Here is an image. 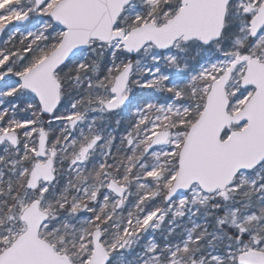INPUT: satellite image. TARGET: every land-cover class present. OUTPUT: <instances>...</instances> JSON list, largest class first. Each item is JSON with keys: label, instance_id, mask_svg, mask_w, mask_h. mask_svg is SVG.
I'll list each match as a JSON object with an SVG mask.
<instances>
[{"label": "snow or ice", "instance_id": "snow-or-ice-1", "mask_svg": "<svg viewBox=\"0 0 264 264\" xmlns=\"http://www.w3.org/2000/svg\"><path fill=\"white\" fill-rule=\"evenodd\" d=\"M0 264H264V0H0Z\"/></svg>", "mask_w": 264, "mask_h": 264}]
</instances>
